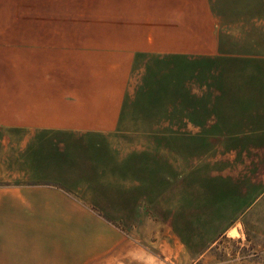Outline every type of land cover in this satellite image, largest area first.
Segmentation results:
<instances>
[{
	"label": "rangeland",
	"instance_id": "374dc122",
	"mask_svg": "<svg viewBox=\"0 0 264 264\" xmlns=\"http://www.w3.org/2000/svg\"><path fill=\"white\" fill-rule=\"evenodd\" d=\"M168 2L0 0V264H264L263 60L32 54Z\"/></svg>",
	"mask_w": 264,
	"mask_h": 264
},
{
	"label": "crops",
	"instance_id": "0c3cea01",
	"mask_svg": "<svg viewBox=\"0 0 264 264\" xmlns=\"http://www.w3.org/2000/svg\"><path fill=\"white\" fill-rule=\"evenodd\" d=\"M147 11L140 8L144 20L132 33L70 30L62 39L57 36L58 47L32 54L58 68L75 67L80 61L88 63L85 67H132L138 51L189 59L220 54L222 58L264 61V0H169L168 7L159 10L156 23ZM199 22L204 31L198 29ZM155 27L157 35L169 37L156 38ZM150 32L152 41H148Z\"/></svg>",
	"mask_w": 264,
	"mask_h": 264
},
{
	"label": "bare ground",
	"instance_id": "6f19581e",
	"mask_svg": "<svg viewBox=\"0 0 264 264\" xmlns=\"http://www.w3.org/2000/svg\"><path fill=\"white\" fill-rule=\"evenodd\" d=\"M233 232H234V227H232L231 229L228 230V234H229V233L232 234ZM235 233H236V231H235Z\"/></svg>",
	"mask_w": 264,
	"mask_h": 264
}]
</instances>
